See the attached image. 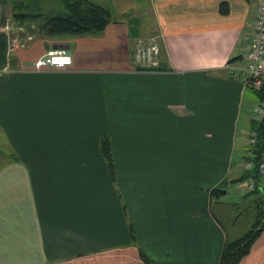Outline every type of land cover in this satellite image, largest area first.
Returning <instances> with one entry per match:
<instances>
[{
    "label": "crops",
    "instance_id": "crops-1",
    "mask_svg": "<svg viewBox=\"0 0 264 264\" xmlns=\"http://www.w3.org/2000/svg\"><path fill=\"white\" fill-rule=\"evenodd\" d=\"M93 1L111 16L97 33L0 27V264H219L244 233L229 207L250 177L264 190L244 166L260 0H149L141 18L138 0ZM155 33L160 64L139 68L134 40ZM59 48L71 65L35 68ZM238 264H264V230Z\"/></svg>",
    "mask_w": 264,
    "mask_h": 264
},
{
    "label": "trees",
    "instance_id": "trees-1",
    "mask_svg": "<svg viewBox=\"0 0 264 264\" xmlns=\"http://www.w3.org/2000/svg\"><path fill=\"white\" fill-rule=\"evenodd\" d=\"M64 11L57 12L44 17L41 11L35 12L32 9L31 3L21 2L20 7L24 10L14 13L17 19H39L44 17L42 29L47 35L55 34H73L84 35L102 31L107 24L111 22L110 12L107 7L94 2L93 0H62ZM31 10V11H30ZM256 100H264V85L259 89H253ZM253 127L257 128V146L255 147V162L261 155L264 149V119L257 123L253 120ZM100 149L105 156L110 174L115 179V170L112 163L109 139L105 137L101 140ZM257 172V167L255 169ZM259 175V174H258ZM257 175V176H258ZM258 187L252 191H257ZM218 196L223 191H213ZM256 216L252 227L243 235L235 240L226 241L219 264H238L244 255H246L253 242L257 239L260 233L264 230V201L258 199L256 203Z\"/></svg>",
    "mask_w": 264,
    "mask_h": 264
},
{
    "label": "built area",
    "instance_id": "built-area-1",
    "mask_svg": "<svg viewBox=\"0 0 264 264\" xmlns=\"http://www.w3.org/2000/svg\"><path fill=\"white\" fill-rule=\"evenodd\" d=\"M162 50V34L135 38L132 47V60L139 68L148 69L158 67ZM246 84L252 89H259L264 85V0H260L252 19V32L249 38L248 50L245 54ZM72 64V55L64 48L48 50L35 61L36 69L47 67L64 68ZM253 119L259 123L264 119V100H256L252 111ZM257 128L249 130L250 148L244 166L251 168L255 164L258 173L264 175V149L258 161L255 162V147L257 146ZM250 158H253L250 159ZM248 188H255L253 177L248 179Z\"/></svg>",
    "mask_w": 264,
    "mask_h": 264
},
{
    "label": "rangeland",
    "instance_id": "rangeland-1",
    "mask_svg": "<svg viewBox=\"0 0 264 264\" xmlns=\"http://www.w3.org/2000/svg\"><path fill=\"white\" fill-rule=\"evenodd\" d=\"M18 1L19 0H10V2L8 1L10 4L6 7V10H0V27L6 29L9 35L11 32H14L16 34H20L21 31L27 33L28 31H32L30 30L31 28L35 31H39V26L43 24L45 16L65 10L62 0H29L32 4L31 10L35 12L41 11L44 14V17L39 19L25 18L20 20L15 17L16 15H14V13H18L21 12V10H24V7H20L21 4ZM149 9L150 11L152 10L149 0H138L126 10V12H129L126 16H137L141 18V14L149 13ZM254 199H262L264 201V190L259 189L256 192L247 194L245 199L238 201L234 205L232 204V206L229 207L231 215L227 217L228 222L223 223L224 226L230 228V223H232V220L234 218V232L241 234L250 229L253 224L252 222L255 221V217L253 218V213H256V211L253 209L252 205ZM230 234L232 236L233 232H230Z\"/></svg>",
    "mask_w": 264,
    "mask_h": 264
}]
</instances>
